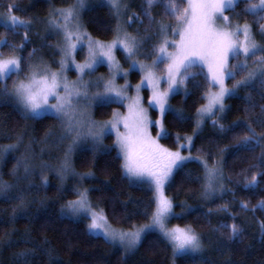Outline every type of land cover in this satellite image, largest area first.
Here are the masks:
<instances>
[{
	"label": "trees",
	"instance_id": "16d2710c",
	"mask_svg": "<svg viewBox=\"0 0 264 264\" xmlns=\"http://www.w3.org/2000/svg\"><path fill=\"white\" fill-rule=\"evenodd\" d=\"M72 3L74 0H0L1 11L8 13L9 6L14 5L13 15L31 20L28 42L22 52L19 45L25 30L8 31L0 27V39L8 41L0 47V53L9 55L8 46L11 45L27 60L29 53L36 49L31 62L56 69L57 39L45 22L54 10ZM126 4L127 18L139 16L143 20V23H132L129 32L139 34L141 38L151 37L142 43L151 53L146 57L150 59L158 37L154 29L149 28L147 18L142 16L145 0H126ZM244 8V1H240L235 10L227 11L226 15L231 21L248 22L251 15H244ZM162 9L161 4L151 9L156 24L165 18ZM83 23L94 39L107 42L114 36L115 19L104 6L87 10ZM170 23L174 24V21ZM252 27L259 40L258 29ZM118 58L125 67L128 66L121 53ZM98 72L107 75L103 66ZM240 78L239 75L236 77L237 80ZM14 79L11 77L7 81L9 89ZM139 79L136 72L130 76L133 84ZM196 83L199 87H194ZM233 83L229 80L227 84L231 87ZM206 92L203 76L197 75L196 81H188L183 92L170 98V109L163 117L166 136L160 140L165 148L176 151L183 137L193 134L197 109L204 104ZM249 96L250 99H246ZM224 104L221 123L229 128L239 122L241 127L222 133L209 120L194 137L190 148L192 156L206 154L209 167L215 164L222 169L219 190L205 196L203 167L197 160H192L177 170L165 191L172 199L175 214L169 224L190 226L201 237L204 246L203 256L180 255L175 258V264H264V232L261 229L264 210L257 207L264 201V175L258 176L259 183L255 188L245 189V176L250 181L253 173H264V165L259 160L264 142L252 151H235L237 144L248 134V125L256 137H264V127L256 123L264 120V98L259 85L254 84L251 90H237L236 95L227 98ZM114 108L118 106L95 107L93 118L106 121ZM152 116L156 117L155 112ZM60 133L61 124L56 119H26L14 103L0 102V181L12 185L9 193L23 195L22 202L0 196V264H171V248L155 233L147 234L135 252L126 256L103 238L89 237L87 219L72 220L61 215L62 206L76 199V189H89L94 210L103 209L113 228L129 230L133 225L139 227L148 222L153 193L147 185L130 184L122 177L120 159L111 136L105 139L109 150L93 151V147L75 150L71 158L67 157V171L61 173L65 148L64 142L58 139ZM242 203H247L248 207L242 208ZM145 212L147 215H143ZM233 222L242 229L235 242L229 241L228 229L219 227ZM9 239L14 241L12 247L6 246ZM21 252L28 255L17 260L16 256Z\"/></svg>",
	"mask_w": 264,
	"mask_h": 264
},
{
	"label": "snow or ice",
	"instance_id": "6c2138e0",
	"mask_svg": "<svg viewBox=\"0 0 264 264\" xmlns=\"http://www.w3.org/2000/svg\"><path fill=\"white\" fill-rule=\"evenodd\" d=\"M103 2L117 21L113 30L114 38L110 42L94 41L87 32L82 31L80 15L85 9V0H74V3L66 8L53 11L47 21L51 29L57 30L63 36L60 68L51 71L46 65L41 67L33 64L31 61L36 49L29 53L26 60L18 54L16 47L9 45V55L0 53V98L12 97L26 119L51 117L59 121L63 134L58 139L70 140L68 151H71L82 138H90L93 151H96V146L101 144L106 136L114 134L122 177L130 184L147 185L153 193L149 205L151 214L143 213L147 215L148 222L139 227L133 225L129 230L113 228L103 209L94 210L89 200V189H76V199L62 206V216L65 215L63 209L66 208L70 218L87 219L89 237H102L113 245L118 243L126 251L135 249L147 234L156 232L171 246L174 259L178 255L199 253L203 247L202 239L190 226H168L175 214L172 199L165 195L166 188L173 181L177 170L183 168L185 162L192 160L193 157L190 152L189 155H182L180 149L184 145L172 151L159 143L166 135L160 117L154 122L159 131L156 132V137L151 136L149 128L153 122L148 117V109L141 103L139 93L147 87L150 92L148 107L158 109L162 117L169 111V97L188 81H196L197 75H202L207 84L204 97L207 102L197 109L193 136L196 135L199 126L208 119L212 120L213 126L220 132L232 131L241 125L234 122L231 127L225 128L221 123L223 117L220 114L225 111L224 100L239 89L251 90L254 84L259 85L264 98V46L257 43L252 25L245 22L232 26L231 18L225 15L229 10L234 11L240 0H186V3L179 0V3L184 4L183 8L179 7L178 0H145L142 16L147 18L149 28L154 29L158 39L152 47L151 64H144L135 58L142 43L151 37L141 38L139 34L132 35L123 27L124 23L130 27L134 22L143 23V20L139 16H130L126 22L123 21L124 10L128 7L123 0ZM244 3V15L256 17L257 23L264 19V0H244ZM157 4L163 6L164 15L174 18L176 23L171 26V32L169 25L156 24L151 9ZM13 11L15 6L10 5L8 19L0 20V24L8 31L20 28L25 30V36L19 45V51L22 52L28 42L27 33L31 20L21 19L13 15ZM258 34L260 39L264 40V24H259ZM7 44V40L0 39V47ZM84 47H87L85 61L78 64L73 54L77 49ZM116 50H122L124 59L131 61L128 70L138 69L141 73L134 96L128 95L129 85L126 79L128 70L123 73L125 84L116 85V80L121 75L120 65L114 54ZM252 58L255 60L250 66L249 60ZM102 64H107L110 78L102 84L100 81H85L84 77H90L97 70V66ZM161 64L164 65V75L158 76L156 70ZM73 65L77 79L69 82L64 72ZM193 69H198L199 72L193 73ZM21 72H25L24 78L14 81L9 90L7 81L13 75L20 77ZM238 75L241 78L237 80ZM229 79L235 81L231 88L225 83ZM93 87L97 90L90 96L89 92ZM194 87H199V83L194 84ZM246 99H250V96ZM111 104L123 105L127 111L120 113L114 110L109 120L100 123L87 115V110L93 105L107 107ZM177 118L183 119L182 116ZM256 123L264 127V120ZM246 132L248 134L237 144L236 152L252 151L264 142V137H256L250 125L246 127ZM187 140L191 146L193 137L189 136ZM205 156L206 154L197 156L195 159L204 169L203 187L207 197L216 190L217 183L222 178V169L215 164L209 167ZM259 160L260 164L264 165V150ZM60 171L61 173L67 171L66 159ZM25 173H28L27 166ZM261 175L264 173H253L250 181L245 176L247 181L245 189L255 188L259 183L258 176ZM44 183H47L46 178ZM11 187V184L0 181V196L6 200L22 202V194L8 192ZM241 207L246 209L248 204L242 203ZM257 207L264 210V201ZM219 227L228 229V239L232 242H235L242 233L241 227L235 222L230 225L220 224ZM261 229L264 232V224L261 225ZM13 244L14 241L9 239L6 246L12 247ZM27 255V252L18 253L16 259L20 260Z\"/></svg>",
	"mask_w": 264,
	"mask_h": 264
},
{
	"label": "rangeland",
	"instance_id": "374dc122",
	"mask_svg": "<svg viewBox=\"0 0 264 264\" xmlns=\"http://www.w3.org/2000/svg\"><path fill=\"white\" fill-rule=\"evenodd\" d=\"M240 1H244V0H240ZM123 2L126 3V0H123ZM184 2L186 3V0H184ZM96 6H104V2H103V0H85V9L81 12V15H80V25H81V29H82V31L87 32V31L84 29V23H83V18H84V14H85V12H86L87 10L93 8V7H96ZM104 7H106V6H104ZM179 7H181L180 4H179ZM106 8H107V7H106ZM181 8H183V6H182ZM60 9H62V8H60ZM107 9H108V8H107ZM56 10H57V9H56ZM108 10H109V9H108ZM54 11H55V10H54ZM162 11H163V9H162ZM229 11H230V10H229ZM163 12H164V11H163ZM127 13H128V7H127L126 10H124V14H123V17H122L123 21H125V22L128 20V18H127V15H128V14H127ZM50 15H51V14H50ZM50 15H49V17L47 18V21H48V19L50 18ZM225 15H226V13H225ZM164 16H165V18H164L163 22H160V23H164V24H167V25L170 24V25H169V26H170V27H169V32H171V26H174L176 22H175L174 18H170V17H168V16H166V15H164ZM250 18H251V19L248 21L249 24L252 25V26H256L257 29L259 28V24H264V19L259 20V23H257V22H256V17H254V16L251 15ZM7 19H8V13H5V12H3V11L0 10V20L6 21ZM114 19H115V27H116V23H117V21H116V18H115V17H114ZM171 21H172V22L174 21V24L170 23ZM248 22H247V23H248ZM46 23H47V22H45V24H46ZM218 23H222V21H218ZM158 24H159V23H158ZM231 24H232V26H235L236 24H238V22H236V21H231ZM239 24H243V23H239ZM47 26H48V23H47ZM0 27L5 28L3 24H0ZM48 27H49V26H48ZM123 27L125 28V30H126L127 32H129V30H128V27H129V26L127 25V23H124V24H123ZM49 28H50V27H49ZM20 29H22V28H20ZM50 29H51V28H50ZM114 29H115V28H114ZM15 30H19V29H15ZM145 30H147L148 32L150 31V29L147 28V27H146ZM51 31H52V33L56 36V39H57V47H56V49H57V52H58V61H57V62H58V66H57L56 69H51V68H49L48 66H47V67H48L51 71H56V70H58V69L60 68L59 61H60V59H61V57H62L61 48L64 46V40H63V36H62V34H59L57 30H53V29H51ZM147 31H146V32H147ZM129 33H130V32H129ZM87 34L89 35L88 32H87ZM130 34H131V33H130ZM132 35H134V34H132ZM254 35H255V33H254ZM89 36H90V35H89ZM90 37L92 38V36H90ZM113 38H114V36H113ZM113 38H112V39H113ZM255 38H256V37H255ZM2 39H3V38H2ZM92 39H93L94 41L97 40V39H94V38H92ZM112 39H111V40H112ZM111 40H110V41H111ZM256 40H257V38H256ZM110 41L103 42V43H108V42H110ZM101 42H102V41H101ZM257 43L260 44L261 46H264V40L259 39V40H257ZM85 44H86V41H85ZM118 53H121V54L123 55V57H124V54L122 53V50H116V52L114 53V54H115L116 61H117V62L119 63V65H120V73H121L120 77L117 78V80H116V85H117V86H122V85L125 84V78H124L123 73H124L125 70H128V66L125 67V66L122 64V62H121L120 59L118 58ZM73 55H74V59H75V62H76V63H78V64H79V63H83V62L85 61V57H86V55H87V47H84L83 49H77L76 53H74ZM78 55L80 56L79 58H78ZM150 55H151V53H150L149 51L145 50L144 46L141 45V47H140V49H139V51H138L137 57H136L135 59L139 60L140 62H142V63H144V64H151L152 56L150 57V59H146V57H149ZM71 59H72V57L69 58V63H71ZM254 60H255V58H252V59L249 60V65H250V66L254 63ZM125 61L127 62L128 65H129V63H131V61H127V60H125ZM233 62H234V61H233ZM40 64H41V63H40ZM40 64H38V65H40ZM40 66L43 67L44 65L41 64ZM101 66H103V67L106 68V70H107V75H104V74L98 72V69H99ZM133 72L138 73L139 76H140V78H141V73L139 72L138 69H137V70H128V75H127V78H126V79H127V83H128V85H129V91H128V95H129V96H134V95H136V92H135V86H136L138 83H140V79H139V81H138L136 84L131 83L130 76H131V74H132ZM204 72H205V74H206L207 70L205 69ZM156 74H157L158 76H163V75H164V65H163V64H161L160 67L156 70ZM64 75L67 77V80H68L69 82H73V81H75V80L77 79V73H76V71H75V67H74V65H73L69 70H67L66 72H64ZM110 75H111V74H110V72H109V68H108L107 64H102V65H98V66H97V70H96V71H95L90 77H89V76H85L84 79H85V81H100L101 84H102L103 81H105V80H107V79L110 78ZM24 76H25V75H24ZM24 76L21 75V74H20V77H16L15 75H13L12 77H15V79L12 81V84H13L14 81H16L17 79H23ZM229 80H231V79H229ZM229 80H227L225 83H226V86H227L228 88H231L232 86L230 87V86L227 84ZM234 83H235V81H234ZM165 86H166V85H165ZM9 90H11V89H9ZM96 90H97V89L93 87V88L90 90L89 95L91 96L92 93L95 92ZM214 90H215V89H214ZM181 92H183V86H181L180 89H179V91L176 92L175 94H177V93H181ZM236 92H237V91H236ZM145 93H147V96H145ZM175 94H173V95H175ZM149 95H150V92H149V90L147 89V87L143 88V89L140 91V93H139L141 103H142V105H143L146 109H148V117H149V119L153 122L152 126L149 128V132H150L151 136L156 137V132L159 131V129H157V128L155 127V123H154V122H155V120H156L158 117H160V118L162 119V125H163V117H164L165 114L161 117V114H160V112H159L158 109H153V108H149V107H148V97H149ZM173 95H171V96L169 97V99H168V109H170L169 100H170V98H171ZM235 95H236V93H235L234 95H232V96H235ZM232 96H230V97H232ZM227 98H229V97H227ZM227 98H225V100H226ZM225 100H224V103H225ZM0 102H12V103L15 104L14 99H13L12 97H9V96H5V97H3V98H0ZM206 102H207V101H206V99H205L204 104H205ZM15 105H16V104H15ZM111 105H116V106H118V108H114V110L119 111L120 113H125V112L127 111V109H126L123 105H117V104H111ZM16 106H17V105H16ZM17 107H18V106H17ZM95 107H97V106L93 105V106H91V107L87 110V115H88L92 120H94V121H96V120L93 118V111H94ZM224 107H225V104H224ZM114 110H113V111H114ZM20 111L22 112V110H20ZM113 111H112V112H113ZM152 112H155V114H156V117H155V118H153V116H152ZM111 115H112V114H111ZM39 118H40V117H39ZM110 118H111V117H110ZM108 120H109V119H108ZM209 120H211V119L206 120L204 123H202V124L199 126L196 135H197L198 133L201 132V130L203 129L204 124H205L207 121H209ZM106 121H107V120H106ZM196 121H197V113H196V116H195V125H196ZM96 122L100 123V122H104V121H96ZM163 129H164V127H163ZM153 130H154V131H153ZM164 132H165V130H164ZM61 134H63V129H62V127H61V133H60V135H61ZM196 135H195V136H196ZM108 136H111V137L113 138V147L115 148V150H116V154H117V151H118V150H117V148H116V146H115V144H114L115 136H114V134H110V135H108ZM108 136H106V137L103 139V141H102L101 144H99V145L96 146V148H97L98 150H100V151L109 150L110 147H109V146L106 144V142H105V139H106ZM165 136H166V135H165ZM165 136H164L163 138H165ZM189 136H192L193 139H194V137H195V136H193V134H191V135H189ZM189 136H185V137H183L182 142H180V144H179V146H180V145H184V147L180 149L182 155H189L190 148H191V146L188 145V140H187V137H189ZM161 139H162V138H161ZM161 139H160V140H161ZM160 140H159V143H160ZM63 142H64V148H65V153H64V158H63V163L65 162V159H66V160L69 159V158H67L68 156H69V157H70V156L72 157V155H73V153L75 152V150H77V149H81V148H92V147H93V146H92V141H91L90 138H82V139H80V140L77 142V144L72 148L71 151H68V146H69L70 140H64ZM160 144H161V143H160ZM183 151H185V152H183ZM66 153H67V156H66ZM190 154H191V153H190ZM191 156H192V155H191ZM71 157H70V158H71ZM192 157H193L192 160H196L194 156H192ZM192 160L186 161L185 163L190 162V161H192ZM197 162H199V161H197ZM202 167H203V166H202ZM203 170H204V169H203ZM220 184H221V182L218 181V183H217V187H216V190H215L214 192H212V193H209V194L216 193V192L219 190V186H220ZM63 211H64V213H65V215H63L64 217H67V218L72 219V220H79V219H75V218H70V214H68L66 208H64ZM174 216H175V215H174ZM174 216H173V217H174ZM88 222H89V221L87 220V224H88ZM168 226L171 227L172 225L169 224ZM153 233L159 235V234L156 233V232H153ZM149 234H150V233H149ZM160 237H161V236H160ZM101 238H102V237H101ZM161 238H162V237H161ZM162 239H163V238H162ZM163 240H164V239H163ZM164 241H165V240H164ZM166 243H167V242H166ZM110 244H111V243H110ZM112 245H113V244H112ZM202 245H203V244H202ZM114 246L120 248V249L122 250V252H123L126 256H128V255L133 254L139 245H138L135 249H133V250H127V251H126L123 247H121L118 243L115 244ZM169 247L171 248L170 245H169ZM171 251H172V249H171ZM203 253H204V246L202 247V249H201V251H200L199 253H195V254L188 253V254H184V255H190V256H193V257H200V256H203ZM178 256H180V255H178ZM171 264H175V259H174V258L172 259V263H171Z\"/></svg>",
	"mask_w": 264,
	"mask_h": 264
}]
</instances>
